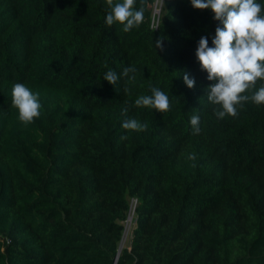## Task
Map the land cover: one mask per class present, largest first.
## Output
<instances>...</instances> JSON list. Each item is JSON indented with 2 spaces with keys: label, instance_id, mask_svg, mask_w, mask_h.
<instances>
[{
  "label": "trees",
  "instance_id": "16d2710c",
  "mask_svg": "<svg viewBox=\"0 0 264 264\" xmlns=\"http://www.w3.org/2000/svg\"><path fill=\"white\" fill-rule=\"evenodd\" d=\"M150 2L124 32L106 24V0H0V264H264V105L217 119L196 50L222 24L190 0H162L154 31ZM15 83L39 94L27 125ZM153 87L167 112L134 107Z\"/></svg>",
  "mask_w": 264,
  "mask_h": 264
},
{
  "label": "clouds",
  "instance_id": "9594fccd",
  "mask_svg": "<svg viewBox=\"0 0 264 264\" xmlns=\"http://www.w3.org/2000/svg\"><path fill=\"white\" fill-rule=\"evenodd\" d=\"M190 2L194 9H210L214 20L222 24V27L218 26L215 30L213 46L209 47L208 38L202 36L196 50L201 71L206 72L208 81L213 82L206 92L208 102L219 106L214 109L217 119H223L225 116L235 117L238 109L243 108L249 101L264 105V3L258 0ZM106 3L108 11L105 22L108 26L119 23L123 25L124 32H129L144 22L146 0H139V7L136 6L137 0H106ZM157 28L159 27L154 25V31ZM163 40L161 37L155 41L156 50H163ZM136 71L134 66L125 67L121 75L130 82L135 81ZM120 78L112 70L107 71L103 77L111 85H115ZM183 80L189 89L194 87L195 80L188 74H184ZM258 82H261V86L256 89ZM127 91L125 88V92ZM11 96V104L18 110V119L23 124H30L39 118L42 105L38 93H34L23 83H15ZM134 107H148L157 112H167L170 108L169 96L159 88L153 87L151 95H142L135 100ZM122 111L126 114L127 108ZM200 122L199 115H192L190 124L193 135L200 133ZM122 128L143 131L146 125L137 119H127L122 123ZM126 138L122 136L121 140ZM188 159L195 160L196 154H190Z\"/></svg>",
  "mask_w": 264,
  "mask_h": 264
},
{
  "label": "rangeland",
  "instance_id": "374dc122",
  "mask_svg": "<svg viewBox=\"0 0 264 264\" xmlns=\"http://www.w3.org/2000/svg\"><path fill=\"white\" fill-rule=\"evenodd\" d=\"M153 1L154 0H151V2H153ZM129 206L132 208V204L130 203V200H129ZM128 212H129V210H128ZM122 225H123V235H122V237L118 243V251L123 247H128V245H129L130 231L134 225L133 211L132 210H131L130 220L128 221V219L126 218V220L123 222ZM124 231H126V234H124Z\"/></svg>",
  "mask_w": 264,
  "mask_h": 264
},
{
  "label": "built area",
  "instance_id": "2783aa9c",
  "mask_svg": "<svg viewBox=\"0 0 264 264\" xmlns=\"http://www.w3.org/2000/svg\"><path fill=\"white\" fill-rule=\"evenodd\" d=\"M150 3H151V4H149V8H150V26L152 28H154V25L157 26L158 14H159L160 6L162 4V0H154L153 2H150ZM130 203L133 206V204L135 203V201L131 199L130 200ZM124 234H126V231H124ZM122 235H123V233H122Z\"/></svg>",
  "mask_w": 264,
  "mask_h": 264
},
{
  "label": "bare ground",
  "instance_id": "6f19581e",
  "mask_svg": "<svg viewBox=\"0 0 264 264\" xmlns=\"http://www.w3.org/2000/svg\"><path fill=\"white\" fill-rule=\"evenodd\" d=\"M131 210H132V208L130 207V208H129V212H128V217H127L128 221H129L130 218H131Z\"/></svg>",
  "mask_w": 264,
  "mask_h": 264
},
{
  "label": "water",
  "instance_id": "95a60500",
  "mask_svg": "<svg viewBox=\"0 0 264 264\" xmlns=\"http://www.w3.org/2000/svg\"><path fill=\"white\" fill-rule=\"evenodd\" d=\"M116 256H117V253H116L115 257H114L115 259H116Z\"/></svg>",
  "mask_w": 264,
  "mask_h": 264
}]
</instances>
